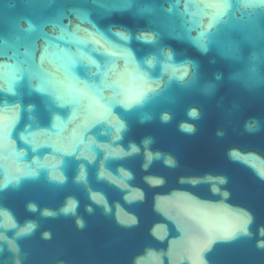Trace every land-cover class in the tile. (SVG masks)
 Returning <instances> with one entry per match:
<instances>
[{
    "label": "water",
    "instance_id": "95a60500",
    "mask_svg": "<svg viewBox=\"0 0 264 264\" xmlns=\"http://www.w3.org/2000/svg\"><path fill=\"white\" fill-rule=\"evenodd\" d=\"M262 172L257 0H0V264H264Z\"/></svg>",
    "mask_w": 264,
    "mask_h": 264
},
{
    "label": "snow or ice",
    "instance_id": "6c2138e0",
    "mask_svg": "<svg viewBox=\"0 0 264 264\" xmlns=\"http://www.w3.org/2000/svg\"><path fill=\"white\" fill-rule=\"evenodd\" d=\"M260 175H261V178H264V172L260 173ZM221 182H223V180ZM248 222H250V217H249V221ZM243 232L246 234V227L243 229ZM227 238H232V237H227Z\"/></svg>",
    "mask_w": 264,
    "mask_h": 264
},
{
    "label": "clouds",
    "instance_id": "9594fccd",
    "mask_svg": "<svg viewBox=\"0 0 264 264\" xmlns=\"http://www.w3.org/2000/svg\"><path fill=\"white\" fill-rule=\"evenodd\" d=\"M257 6H264V0H257Z\"/></svg>",
    "mask_w": 264,
    "mask_h": 264
}]
</instances>
